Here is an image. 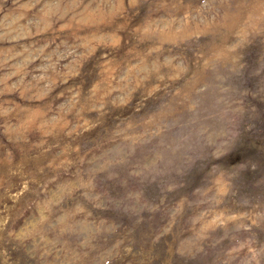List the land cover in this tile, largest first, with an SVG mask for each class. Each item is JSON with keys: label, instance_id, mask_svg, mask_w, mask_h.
Wrapping results in <instances>:
<instances>
[{"label": "rangeland", "instance_id": "obj_1", "mask_svg": "<svg viewBox=\"0 0 264 264\" xmlns=\"http://www.w3.org/2000/svg\"><path fill=\"white\" fill-rule=\"evenodd\" d=\"M0 264H264V0H0Z\"/></svg>", "mask_w": 264, "mask_h": 264}]
</instances>
